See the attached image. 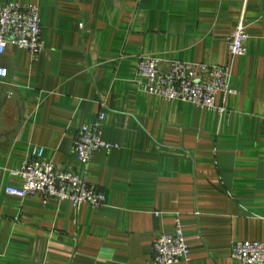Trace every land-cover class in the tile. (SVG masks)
<instances>
[{
    "label": "crops",
    "instance_id": "1",
    "mask_svg": "<svg viewBox=\"0 0 264 264\" xmlns=\"http://www.w3.org/2000/svg\"><path fill=\"white\" fill-rule=\"evenodd\" d=\"M36 4L43 49L0 54V264H153L152 241L179 218L189 258L240 264L235 241H264V0H0ZM246 26L226 111L141 90L140 55L226 64ZM104 111L88 165L78 128ZM103 191L104 205L18 197L13 173L33 150Z\"/></svg>",
    "mask_w": 264,
    "mask_h": 264
},
{
    "label": "built area",
    "instance_id": "2",
    "mask_svg": "<svg viewBox=\"0 0 264 264\" xmlns=\"http://www.w3.org/2000/svg\"><path fill=\"white\" fill-rule=\"evenodd\" d=\"M246 26L240 21L227 36L228 62L207 64L170 60L164 69L162 60L153 55H140L137 59L136 76L141 78V90L165 100H182L223 113V104H216V96L223 100L236 90L230 87L232 63L236 56L246 53L244 41ZM14 45L38 54L44 47L41 37V20L36 4L8 2L0 5V54L7 46ZM7 75V69L0 66V77ZM104 111L82 124L75 135L72 152L83 165H88L99 149L118 147L102 138L101 122ZM13 173L22 179L20 187L8 186L5 191L18 197L38 195L41 199L69 200L74 206L87 203L92 208L104 205L103 191L90 183L85 176L74 169L54 165L44 157L43 148L33 150ZM153 264H173L189 258V246L185 241L179 218L174 230L160 233L152 241ZM231 257L240 264H264V241L239 240L232 245Z\"/></svg>",
    "mask_w": 264,
    "mask_h": 264
}]
</instances>
